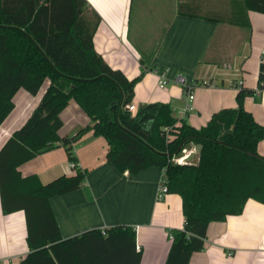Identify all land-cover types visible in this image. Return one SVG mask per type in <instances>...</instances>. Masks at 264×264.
Listing matches in <instances>:
<instances>
[{
    "label": "trees",
    "instance_id": "obj_1",
    "mask_svg": "<svg viewBox=\"0 0 264 264\" xmlns=\"http://www.w3.org/2000/svg\"><path fill=\"white\" fill-rule=\"evenodd\" d=\"M181 15L250 28L249 11L264 14V0H243L229 15ZM100 15L87 0H0V126L13 111L21 90L37 95L48 83L27 122L0 150V194L4 214L23 211L30 253L20 264H141L136 232L128 226L92 230L63 239L50 199L79 190L87 173L79 169L42 184L19 168L57 147L76 163L73 145L93 132L108 144L107 161L120 173L136 175L152 167L165 170L168 194L182 200L184 225L172 237L165 264H189L205 248L208 227L243 214L246 203L264 205V125L244 108L256 90L239 89L237 107L212 115L197 129L178 119L170 104H140L133 115L135 87L111 68L94 47ZM264 88V62L258 90ZM75 101L91 125L60 137V114ZM201 145L195 161L176 160Z\"/></svg>",
    "mask_w": 264,
    "mask_h": 264
},
{
    "label": "crops",
    "instance_id": "obj_2",
    "mask_svg": "<svg viewBox=\"0 0 264 264\" xmlns=\"http://www.w3.org/2000/svg\"><path fill=\"white\" fill-rule=\"evenodd\" d=\"M101 17L94 36L98 54L129 80L142 75L135 87L133 103L170 104L178 119L199 129L213 114L236 108L241 88L256 90L246 97L244 108L264 125V88L258 90L260 66L264 62V14L248 12L250 28L181 15L203 12L232 13L234 3L243 0H87ZM137 7V8H136ZM201 14V13H200ZM198 82L194 90V111L184 116V92L171 82L158 87L159 77L177 75ZM208 83V85H203ZM37 95L21 89L15 107L0 126V150L30 118L47 89ZM60 137H70L91 125L75 101L60 114ZM75 169L64 147L38 155L19 168L23 177L36 175L48 184L77 169L87 173L76 191L50 199L63 239L92 230L128 226L136 232L142 250L141 264H165L171 240L168 230L184 225L182 200L167 194L156 200L162 170L149 168L133 175L120 173L107 161L108 144L103 137L86 133L73 145ZM264 156V141L258 145ZM27 223L23 211L4 214L0 194V264H20L30 253ZM189 264H264V205L246 203L240 216L228 217L208 227L205 248L192 255Z\"/></svg>",
    "mask_w": 264,
    "mask_h": 264
},
{
    "label": "built area",
    "instance_id": "obj_3",
    "mask_svg": "<svg viewBox=\"0 0 264 264\" xmlns=\"http://www.w3.org/2000/svg\"><path fill=\"white\" fill-rule=\"evenodd\" d=\"M159 82H158V87L162 90L168 87V85L173 82L174 84H176L177 86H179L180 88H182L183 92H184V107L182 110V113L184 116L188 115L189 113L194 111V90L196 89V87L199 86L198 82L194 81V80H189L186 76L184 75H177L175 78H173L172 80L168 79L165 75H161L159 77ZM203 85H208V83H205ZM128 110L130 112L133 113V115H135L137 113V105L136 104H131L128 107ZM194 148L191 150L193 151ZM191 151H184V155L177 159V162L180 163H184V159L187 156V154H189ZM70 167L72 169H75V163H70ZM168 194V184H167V177H166V173L165 170H162V175H161V179L158 185V189H157V194H156V200L158 201H162L165 196ZM104 232V231H103ZM170 239H172V237L170 236ZM137 251H140V247L137 246Z\"/></svg>",
    "mask_w": 264,
    "mask_h": 264
},
{
    "label": "water",
    "instance_id": "obj_4",
    "mask_svg": "<svg viewBox=\"0 0 264 264\" xmlns=\"http://www.w3.org/2000/svg\"><path fill=\"white\" fill-rule=\"evenodd\" d=\"M201 149H202L201 145L196 146L193 151H191L189 154H187V156L183 160L184 163L195 161L197 159L198 153L200 152Z\"/></svg>",
    "mask_w": 264,
    "mask_h": 264
},
{
    "label": "rangeland",
    "instance_id": "obj_5",
    "mask_svg": "<svg viewBox=\"0 0 264 264\" xmlns=\"http://www.w3.org/2000/svg\"><path fill=\"white\" fill-rule=\"evenodd\" d=\"M137 8V7H136Z\"/></svg>",
    "mask_w": 264,
    "mask_h": 264
}]
</instances>
